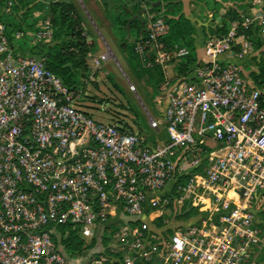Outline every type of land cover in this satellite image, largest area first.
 <instances>
[{"label": "built area", "instance_id": "built-area-1", "mask_svg": "<svg viewBox=\"0 0 264 264\" xmlns=\"http://www.w3.org/2000/svg\"><path fill=\"white\" fill-rule=\"evenodd\" d=\"M147 29L136 50L152 52L165 72L190 54L161 41L170 30L164 17ZM53 33L46 17L29 41ZM263 52L264 1L208 39L187 77H167L159 118L144 106L149 126L169 135L154 142L75 109L84 92L42 59L16 53L0 18V264H71L54 238L58 225L97 236L113 223L121 224L113 242L85 264H262L249 255L264 247V80L253 77ZM189 198L198 212L170 226L167 202Z\"/></svg>", "mask_w": 264, "mask_h": 264}, {"label": "trees", "instance_id": "trees-1", "mask_svg": "<svg viewBox=\"0 0 264 264\" xmlns=\"http://www.w3.org/2000/svg\"><path fill=\"white\" fill-rule=\"evenodd\" d=\"M7 1L0 0V18L6 24L10 44L15 48L16 53L28 54L42 59L47 68L57 74L70 89H85L82 87L86 86V81L89 80L91 72L88 57L96 45L89 39V33L84 26L85 18L76 4L69 0H49L46 2L13 0L11 12L6 13ZM101 1L105 14L111 22L113 34L118 42L119 53L125 61L127 71L136 81L142 82L145 87L151 89V92L146 94V99L155 110L156 115L160 117L161 112L156 98L162 92L161 89L167 80V75L162 65L155 61L152 52L149 56H143L136 50L137 45L148 37L146 16H142L143 21L139 18H134L132 21L130 19L145 8L149 12H157L163 9L161 16L170 25V30L166 36L161 38V41L167 46L178 44L190 50L188 56L172 62L176 64L175 76L181 78L187 77L199 62L196 24L183 12L181 0H138L132 3L114 0ZM243 7L241 6V8ZM37 9L42 12V18L50 17L54 33L51 41L40 40L32 44L29 41V32L38 28V19L33 16ZM239 19V12L235 8L229 7L223 20V26L212 28L211 34H227L230 30V22ZM18 30H23L26 35L23 37L24 40L15 46L12 42V34ZM255 43L258 47L261 44L259 39H256ZM259 71L260 74L253 73V77L261 84L262 81L259 79L264 80V58L259 63ZM96 74L94 73V76ZM132 102L129 100L127 104L120 106L134 114L133 124L138 132L146 134L150 138L147 115L142 107L136 106ZM143 102L147 109L151 107L144 100ZM121 122L124 129L134 131L129 123L123 120ZM165 139L167 140V138ZM154 142L156 141L154 140ZM197 212L198 208L196 207L190 215ZM259 225L264 229V220L260 221ZM57 230L60 236L54 234V238L63 247L66 255L72 259L88 254V251L92 250L98 243L97 236L90 243H87L78 229H73L70 225H58ZM104 236L105 234L102 235L101 239L103 245H105ZM101 252L96 253V255L102 254ZM261 263L264 264V256Z\"/></svg>", "mask_w": 264, "mask_h": 264}, {"label": "rangeland", "instance_id": "rangeland-1", "mask_svg": "<svg viewBox=\"0 0 264 264\" xmlns=\"http://www.w3.org/2000/svg\"><path fill=\"white\" fill-rule=\"evenodd\" d=\"M49 1V0H45ZM76 4L80 13L85 18L84 26L89 33V39L96 45L91 51L93 57L99 58L101 64L99 66L93 65L92 57H88V63L91 67L89 80L86 81V86L79 89L84 92L85 97L83 99H76L73 101L72 106L89 114L94 120L106 123L117 124L122 126V122L126 121L134 129V132H138L137 128L133 124L134 114L125 110L120 105L127 104L129 100L133 101L134 105L142 107L144 109L143 100L151 106L146 99V94L151 92V89L145 87L141 82L136 81L130 76L127 71L125 61L119 53V47L116 37L113 34L110 20L107 18L104 7L101 0H69ZM147 9V8H146ZM40 10L34 11L33 16L38 19V23L42 20V12L35 14ZM161 11H153L143 13L149 22L153 17L161 16ZM37 23V24H38ZM12 42L15 46H18L24 39H18L15 36V32L12 34ZM201 52V49H199ZM175 63L170 64L166 68V75L168 78H172L176 74ZM97 73L96 76L92 75ZM130 83H132L136 90L130 89ZM158 97L156 98V100ZM150 113L155 118H159L156 115L155 110L148 108ZM148 118V117H147ZM148 121V120H147ZM149 124V123H148ZM149 140L156 141L160 139L169 138L165 126H161V131L158 132L149 126ZM196 208L195 198H189L184 201L183 204L176 203L175 201L167 202V206L164 211V220L168 221V224L172 227H176L182 222H190L192 210ZM260 221L264 220V210H261L258 214ZM162 220H158L159 224H162ZM121 224L113 223L111 227L106 228L104 242L105 245H109L113 242L115 233L120 231ZM81 232V231H80ZM87 243L93 238V236H82ZM104 250V247L102 248ZM94 254L91 259L97 257ZM264 256V247L255 246V252L251 253L249 257L254 261L261 262Z\"/></svg>", "mask_w": 264, "mask_h": 264}, {"label": "crops", "instance_id": "crops-1", "mask_svg": "<svg viewBox=\"0 0 264 264\" xmlns=\"http://www.w3.org/2000/svg\"><path fill=\"white\" fill-rule=\"evenodd\" d=\"M181 1L183 2V12L197 26L198 29L197 42H196L197 53L199 60H202L205 57L206 41L213 37H223L226 35V34L224 35L211 34V30L212 28L215 29V27L223 26V20L225 19V15L229 7L235 8L239 12L241 17V15L244 12L252 9L253 7L260 5L264 0H181ZM241 6L244 7L241 8ZM148 12L149 11L145 13ZM234 21L230 22V28ZM199 49H201V52H199ZM103 231H104V226H101L97 232L98 243L92 250L88 251V254L83 255L81 257H76V259H72L68 256V258L71 260V264H85L91 259L92 255L99 253L103 250L102 249L103 243L101 240ZM54 232L58 237L60 236V233L57 229H55Z\"/></svg>", "mask_w": 264, "mask_h": 264}, {"label": "water", "instance_id": "water-1", "mask_svg": "<svg viewBox=\"0 0 264 264\" xmlns=\"http://www.w3.org/2000/svg\"><path fill=\"white\" fill-rule=\"evenodd\" d=\"M148 10L147 9H144L143 11H140L139 13H137V14H134L132 17H131V21L134 19V18H139L141 21H143L142 20V14L143 13H145V12H147Z\"/></svg>", "mask_w": 264, "mask_h": 264}]
</instances>
